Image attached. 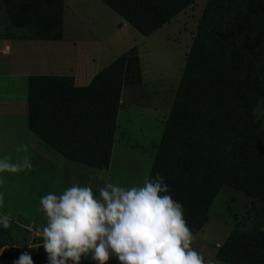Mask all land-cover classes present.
I'll list each match as a JSON object with an SVG mask.
<instances>
[{
  "label": "trees",
  "instance_id": "trees-1",
  "mask_svg": "<svg viewBox=\"0 0 264 264\" xmlns=\"http://www.w3.org/2000/svg\"><path fill=\"white\" fill-rule=\"evenodd\" d=\"M101 1L142 36L193 2ZM0 12L25 32L17 39H61L62 0H0ZM140 81L135 46L86 86H74L70 76L30 75L26 127L67 161L107 171L121 89ZM259 98H264V0H207L147 174L164 178L194 235L222 187L253 199L264 194V132L251 114ZM260 216L249 227L237 224L214 259L264 264ZM6 239L0 230V264L18 254L6 251Z\"/></svg>",
  "mask_w": 264,
  "mask_h": 264
},
{
  "label": "rangeland",
  "instance_id": "rangeland-1",
  "mask_svg": "<svg viewBox=\"0 0 264 264\" xmlns=\"http://www.w3.org/2000/svg\"><path fill=\"white\" fill-rule=\"evenodd\" d=\"M206 1L193 0L161 28L148 36H142L127 24L115 28L118 16L99 0H64L65 12L68 14L65 32L77 40L79 45L64 43L37 47L38 52L54 58L60 65L76 59L83 67L87 66V57L98 51L100 43L110 41L111 46L102 50L101 58L106 63L115 55L122 54L132 46L136 47L141 81L138 85L121 89L110 162L105 172L107 181L125 187L137 186L142 184L143 177L148 174ZM71 5L76 8V12H73L74 16L69 21ZM24 33L21 29L11 27L4 13L0 12V38H20ZM9 47L8 55L0 54V103H5L7 107L13 101H21L20 97L26 91L21 79L24 66L20 59L16 64L19 55L15 54L11 44ZM251 114L259 129L264 132V98L255 101ZM0 124L3 135L8 138L0 145V157L10 156L13 161L19 160L24 153H17L15 148L32 144V141H23L27 131L25 125L22 128L17 121L14 128L3 119ZM28 152L33 165L30 171L0 173V178L5 180L0 185V193L4 195L0 215L10 213L12 217L9 227L5 229L0 225V230L7 237L6 251L18 252L9 258L10 264H14L22 252L29 253L33 264H47L42 239L36 234L45 223L43 213L37 210L40 197L53 191L59 194L75 183L85 186L96 173L93 169L67 161L48 147L31 146ZM257 210H260L259 215L255 216ZM260 214L264 216V194L253 199L241 191L222 187L208 208L207 221L196 232L192 247L206 261L222 264L214 259L217 247L237 224L244 222L249 227L250 221L256 222ZM262 225L260 227L264 232V223ZM115 262L113 258L108 264ZM81 264H94L91 253L85 254Z\"/></svg>",
  "mask_w": 264,
  "mask_h": 264
},
{
  "label": "clouds",
  "instance_id": "clouds-1",
  "mask_svg": "<svg viewBox=\"0 0 264 264\" xmlns=\"http://www.w3.org/2000/svg\"><path fill=\"white\" fill-rule=\"evenodd\" d=\"M15 151L24 155L16 161L0 157V173L33 168L27 145H18ZM94 171L85 186L75 183L59 194L53 191L40 197L37 210L45 223L36 234L42 239L47 264H81L88 253L94 264H108L113 258L118 264H213L192 247L196 236L183 205L173 199L160 173L145 175L141 185L125 187L107 181L104 169ZM4 183L0 178V185ZM11 220L10 213L0 215L5 229ZM14 264H33V260L22 252Z\"/></svg>",
  "mask_w": 264,
  "mask_h": 264
},
{
  "label": "crops",
  "instance_id": "crops-1",
  "mask_svg": "<svg viewBox=\"0 0 264 264\" xmlns=\"http://www.w3.org/2000/svg\"><path fill=\"white\" fill-rule=\"evenodd\" d=\"M99 1L102 4H104L101 0ZM63 2L64 0H62V31H61L60 40L17 39V37H13V36L8 37V38H0V49L4 45L8 46V52L5 55L9 54V51H10L9 44H11V46L13 47L14 49L13 51H15V54L17 53L19 55V58L16 61V64H18V61L20 59V61L22 62L24 66L23 73L21 74V79H23L25 86H26V79L30 75L70 76L73 78L74 86H77V87L86 86L90 82L91 78L97 72H99L101 69H103L111 61H113L116 57L119 56V55L118 56L115 55L109 63H106L104 59L101 58L102 50L108 49L111 46L109 45L110 41H106L103 44L102 43L99 44L100 47L98 51L93 52L91 55L87 57L85 61L87 65L86 67L85 66L83 67V65L79 63V60H76V59L73 60L71 63L63 62L64 65H60L59 63H57V61L54 58L50 56L46 57L44 53L38 52L37 47L41 45L64 44V43H68L70 46L79 45L78 44L79 42L77 40H74L72 37H70L65 32L66 28L64 27V25H65V22L68 20V14L66 15ZM69 7H71L69 8L70 9L69 21H70V18H73L74 16L73 12H76V8H73L72 5ZM63 8H64V11H63ZM116 16L118 15L116 14ZM80 24H82V22H80ZM90 24L92 23L90 22ZM124 24H127V23L118 16V18L115 19L114 27L116 28L117 26L124 25ZM77 31H79V28ZM15 54H13V56ZM20 98H21L20 99L21 101L19 102L13 101L12 105H9L8 107L5 105V103L3 104L0 103V121L1 119H3V121L7 122L8 124L13 125L14 128H16L17 126V121H19L22 128H24L23 125H25V128L27 131H25L24 133L25 140L23 141L24 143L32 141V144H25L28 147H31V146L32 147H48L44 143H42L40 140H38L37 137L27 129L26 127L27 105H26V100H25L26 91H25L24 96H21ZM10 117H13V119H10ZM116 119H117V116H116ZM1 125L2 124H0V145L3 144V140L6 141V139H8L6 135H3L4 132L1 130ZM41 150H42L41 152L44 151V149L42 148ZM117 262L118 261H116L115 264H117Z\"/></svg>",
  "mask_w": 264,
  "mask_h": 264
},
{
  "label": "built area",
  "instance_id": "built-area-1",
  "mask_svg": "<svg viewBox=\"0 0 264 264\" xmlns=\"http://www.w3.org/2000/svg\"><path fill=\"white\" fill-rule=\"evenodd\" d=\"M8 52V46L4 45L1 49H0V54L1 55H5Z\"/></svg>",
  "mask_w": 264,
  "mask_h": 264
}]
</instances>
